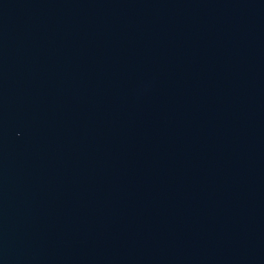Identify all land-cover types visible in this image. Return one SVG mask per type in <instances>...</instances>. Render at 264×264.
Wrapping results in <instances>:
<instances>
[{
    "label": "water",
    "instance_id": "95a60500",
    "mask_svg": "<svg viewBox=\"0 0 264 264\" xmlns=\"http://www.w3.org/2000/svg\"><path fill=\"white\" fill-rule=\"evenodd\" d=\"M0 264H264V0H0Z\"/></svg>",
    "mask_w": 264,
    "mask_h": 264
}]
</instances>
